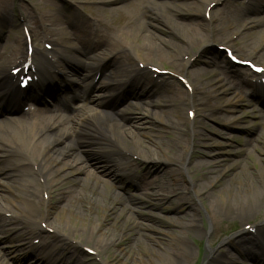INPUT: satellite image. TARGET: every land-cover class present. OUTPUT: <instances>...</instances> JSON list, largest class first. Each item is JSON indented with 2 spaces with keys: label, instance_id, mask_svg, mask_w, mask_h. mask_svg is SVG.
Segmentation results:
<instances>
[{
  "label": "bare ground",
  "instance_id": "obj_1",
  "mask_svg": "<svg viewBox=\"0 0 264 264\" xmlns=\"http://www.w3.org/2000/svg\"><path fill=\"white\" fill-rule=\"evenodd\" d=\"M29 1V6L25 7L20 4L14 6L9 0H0V40L3 39L0 43V102L15 99V94L18 95L15 101L17 103L26 98L18 93L14 78L5 69V62L8 61L5 56L16 62L26 55V52H23V45H26L24 31L22 36L4 33L6 26L17 22L20 25L24 23L25 27L28 24L27 33L30 37L40 40L46 38L49 40H45L44 43L51 40L54 45L60 47L54 52L56 60L48 56L50 51H33L34 74L37 80L33 83L31 97L34 95L39 99V94L42 92L40 86L45 87L44 84L53 81L57 73L62 74L61 77H64L62 80L67 84L76 82L72 77L70 82L67 72L81 73L82 81L87 84L106 67L116 69L124 78L120 83L112 84L103 79L106 75H102L103 77L101 76L93 87L98 94L91 95L87 99L92 103L91 106L85 103L84 96L73 94L70 99L71 101L77 99L75 105L78 106L72 115L64 114L59 106L53 105L52 109L43 107L33 113H22L16 118L5 117L0 120V156L10 158L6 165L0 166V178L7 179L2 181L7 195L1 196L7 200V203H0V212L5 215L1 214L0 217V223L3 224L1 231L12 219H15L12 222L16 224L14 228L18 227L20 230L19 241L31 251L32 260L40 264H87L84 260L86 247L95 252L98 264H112L106 258L100 257L99 253L108 246L115 245L125 236V223L129 222L132 227L137 228H150V226L130 220L131 217H124L114 225L117 219L115 217L111 224L113 228L119 225L117 227L119 229L110 230L108 224L101 227L106 211L116 210L113 201L122 198L112 190L108 180L130 179L129 172L133 168L132 165L147 164L150 167H145L142 177H151L148 184L155 189L152 193L155 200L170 201L171 212L174 214L171 217L165 216V219L171 228L162 231L167 235L166 239L150 234L143 235V233L132 237L134 242H141L145 254L139 255L130 246L124 251L126 257L120 261V264H188L193 257L192 250L178 251L179 247L186 243L183 231L192 230L202 238L207 237L210 242L214 234H221L228 225V222H224L221 209L216 206L217 203L236 218L239 213L247 212L252 208L248 204L251 198L247 194L248 190H251L254 196L259 194L264 196V181L260 192H256L257 188L254 185L252 189L249 185L242 186L241 180L238 179H236L237 183L235 182L236 186H232L229 179L220 184L221 187L216 188V183L220 182L221 176L228 167H220L217 153L199 149L201 145L209 149L216 142H202L201 131L189 120L188 115L189 110L199 111L202 106L209 103L217 109H233L234 103L230 97L239 86L246 83L252 86L254 100H264V86L251 83L246 79L244 72L231 68L222 53L213 46L214 42L231 45L237 54L243 53L250 58L264 60V29L253 33L254 29L247 23L244 15V11L252 9L253 3L258 0L243 2L198 0L201 7L191 3L190 6L194 7V10L188 15L185 13L187 18L184 20L175 22L179 31L176 30L182 38L181 42L175 41L174 38L165 39L159 35H154L155 37L149 35L150 28L157 26L154 16L151 17L153 20L150 15L153 12L159 14L162 10L155 0H134L139 3L138 7H133L136 12L130 16H121L115 26L110 28L106 27L97 18L98 16L95 18L79 16L74 19L61 18L56 13L38 14L34 10L32 0ZM108 1L112 0H99L98 3L105 4ZM134 1L127 4L132 3L130 6H134ZM184 1L168 0L166 4L175 2L179 5ZM139 6H142L140 15ZM112 9L116 10L117 7ZM14 12H17L16 15ZM208 12L209 17H206ZM64 23L70 25L71 29L61 26ZM134 26L135 32L130 33L129 28ZM38 27L41 28L40 32ZM223 30H227L226 34H223ZM142 33H145L142 35L145 41L149 37L152 38L145 45L138 44L139 35ZM253 34H256L259 40L245 41ZM53 36L56 37L52 38ZM239 39L242 43L237 44L236 41ZM64 41L70 42V45L62 44ZM208 44L211 46H207ZM89 47L92 50L101 49V54L106 52L115 56L107 61H101L102 57L98 54L97 56L89 54L90 60H87L85 66L81 69L73 68L72 66L77 62L75 51L85 54V49ZM193 48L199 53L206 48L214 52L212 59L208 61L210 71L207 72L215 77L206 81V87L195 86L197 78L201 77L202 73L196 69H193L191 74L186 72L189 57L187 60L181 59V56L186 55L187 51ZM195 52L193 51L192 54ZM163 56H168L167 60L173 65L175 75L184 79L187 85H192L190 91L186 87V90L182 91L171 78H163V83L167 85L157 89L159 84L155 77L158 74L153 69H162L158 65L164 61ZM255 77L259 79L264 77V74ZM66 83L58 88L59 90L57 89L56 97L65 93ZM52 84L60 86L56 85V80L55 84ZM133 88L137 91L133 107H140L145 103L162 108L161 112L157 111L155 114H152L150 109H146L145 112L137 111L139 115L131 119L129 126H125L122 123V111L109 110L105 102L119 95L135 94ZM156 91L158 97L152 100L150 97ZM142 95L146 98L140 99ZM54 100L62 102L64 99L57 97ZM175 102L188 107L186 118L182 110L174 105ZM260 114L264 118V114L262 112ZM154 116L173 135L165 146H163L164 142L153 137L155 134L160 136V132L152 134L143 131L147 127L145 118L153 119ZM202 117H213V115L203 114ZM236 118V116H226L224 120L232 123ZM141 135L149 137L150 143L141 139ZM257 136L246 141L253 149L256 148L254 140H257ZM88 143L97 144L99 150L106 149L116 155L110 154L107 157L95 158L94 161L82 162L83 156L75 154L73 150H81ZM70 154L73 156L72 159L69 158ZM249 154L250 151L247 150V155ZM191 155L192 163H190ZM124 158L137 161L122 163ZM195 170L200 171L198 179L192 176ZM260 170L264 172L263 169ZM72 172L82 173L85 176H73L71 179L74 184L56 191V201L63 203L56 206V211H49L51 191L59 187ZM238 195L240 197H237ZM192 199L205 201V206L202 207L207 217V228L201 224L197 208L191 202ZM15 200H19L21 205ZM121 203L125 204L123 209L129 208L132 212L145 206L140 198H133L131 204L123 201ZM156 204L158 203L150 205L157 206ZM165 208L166 206L160 205L158 210L163 212ZM253 211L255 216L260 213L256 205L253 206ZM121 212L120 210L116 215L119 216ZM242 218L249 219L250 216L244 214ZM81 219L83 222L79 223ZM98 228V233L95 235ZM252 230L242 229L235 237L224 239L223 243L236 249L241 258L264 264L260 257L264 254V224L254 226ZM251 235L255 236V239L251 238ZM93 236L96 238L93 239ZM143 236L147 240L142 241ZM36 238L39 239V246L42 248L53 249L49 256H44L41 250L36 249V244H32L33 239ZM87 242H91V246H87ZM207 246L203 264H216L217 255H214L210 244ZM222 253L224 250L221 248L219 254ZM0 264L7 263L0 257Z\"/></svg>",
  "mask_w": 264,
  "mask_h": 264
},
{
  "label": "rangeland",
  "instance_id": "obj_2",
  "mask_svg": "<svg viewBox=\"0 0 264 264\" xmlns=\"http://www.w3.org/2000/svg\"><path fill=\"white\" fill-rule=\"evenodd\" d=\"M13 3L14 6L17 4L23 5L25 7L29 6L30 1L29 0H9ZM99 0H32L34 4V9L37 12H45L48 8H50L49 4H52L51 10L53 13H56L59 17L65 18V17H72L74 19H77L79 16H98L97 18L105 24L106 27L110 28L111 26L114 27L116 22L121 16H130L136 11L133 9V7H138L139 3L135 2L134 0H112L108 1L105 4L98 3ZM130 1H134V6H130L132 3L127 4ZM168 0H155V2L159 5L160 11L159 14L153 12V14L150 15V18L154 16V19L156 20V25L150 28L151 34L153 37L154 35H159L162 38L165 39H176L175 41L181 42L182 38L178 34V28L176 27V21H182L185 18H187V15L190 11L194 10V7L191 8V3H194L195 5H199L201 7V3L198 2V0H185L184 3H181L179 5H176L175 2H171V4H166ZM261 7L259 9H252L248 16L250 17V21L254 25H258L255 27H258L262 29L264 27V22L260 23L258 20L264 18V1H260ZM161 4L166 5L165 7ZM116 10H113L112 8L116 7ZM140 7L139 15L142 14V6ZM158 7V9H159ZM110 9V10H106ZM47 12V11H46ZM15 15L17 12H14ZM185 13L187 15H185ZM171 15V16H170ZM208 16V14L206 15ZM172 17V18H171ZM153 19V18H151ZM153 19V20H154ZM263 21V20H262ZM174 23V24H173ZM67 24H62V26H66ZM135 26H137L135 24ZM129 28L130 33H134L136 27ZM67 27V26H66ZM178 31H177V30ZM223 34H226L227 30H223ZM4 33H10V34H20L22 36V28L19 22L17 24H12L11 26H6L4 28ZM142 35H145V33L140 34L138 38V44L145 45L147 42L151 41L152 38L143 39L144 37ZM187 35V33L185 34ZM257 35H251L250 37H247L245 41L251 42L253 39L255 41L258 40ZM155 39V38H154ZM253 41V42H255ZM3 42V39L0 40V43ZM34 42V43H33ZM237 44L241 43L240 40L236 41ZM137 44V45H138ZM219 45L218 42H214V47H217L216 45ZM31 45L38 50H41L43 48V43L39 40H32ZM136 46V45H135ZM207 46H211V44H208ZM206 50V52H205ZM24 51V47H23ZM101 49H98L97 52H101ZM128 52V50H126ZM196 51V48H193L191 51H187V54L184 56H181V59L187 60L189 57V64L186 66L185 70L186 72H189L191 74V71L193 69H196L201 72V77H198L195 86L198 87H206V81L208 79H211L215 77L211 73H208L210 71V65L208 64V61L212 58L213 53L211 49H204L201 53L195 52V54H192V52ZM117 55V54H116ZM115 56V55H114ZM224 56V54H223ZM164 61L158 65L157 74L158 76L155 77L157 80V83L159 84L158 90L167 84H164L163 78H171L175 80L176 85L182 90L185 91L186 88L180 83V80H178V76L175 75V71H173V65H171L170 60H167L166 56H163ZM246 57V56H242ZM9 61V57H4ZM105 60L110 58L109 54L105 55ZM5 62V65L8 63ZM255 63L262 64L263 61L252 59ZM9 64L6 65L8 68ZM235 68L239 69V67L235 66ZM242 70V69H240ZM208 71V72H207ZM243 71V70H242ZM244 72V71H243ZM114 76V75H113ZM117 77H110V82H114V79ZM119 79V78H118ZM191 79V78H190ZM189 80V78H188ZM182 81V80H181ZM190 81V80H189ZM182 84V85H181ZM185 84V83H184ZM186 85V84H185ZM227 87V86H226ZM192 88L191 86H188L187 89L190 91ZM245 85L240 86L237 91H235L230 99L234 103L233 109L230 110H222L217 109L214 106H211V103L206 104V106H202V108L197 111L194 110V115L191 117L189 116V120L195 123L196 128H198L202 133V142L207 143H213L211 148H205L204 145H201L199 149L212 151L214 153H217V157L220 160V167H228V170L223 173L221 176L220 182L218 184L216 183V188L221 187L220 184H223V182L230 180V183L232 186H236V179L241 180L240 184L242 186H251V189L254 186H256V192H260L261 189H263V181H264V172H261L260 169H263L264 171V118L261 116L260 112L264 114V104H259L254 100H251L248 96L247 91L244 90ZM82 90L84 91L85 88L82 86ZM135 91V95L132 94L130 96L122 95L118 98H112L107 101V105L109 108H116V110H121L123 114L122 123L125 126H129L131 119L139 115L137 111L145 112L146 109H150L152 114H155V112L159 111L161 112L162 107H156L149 106L148 104L143 103L140 107H133L136 101V94L137 91L133 88ZM97 93L96 91L93 92V94ZM230 96V95H229ZM158 97L157 91L150 97L152 100H156ZM144 95H142V98L145 99ZM213 102V101H210ZM178 109L182 110L183 116L186 118L187 116V106L180 105L178 102H175L174 104ZM50 106V105H49ZM138 108V109H137ZM140 108V109H139ZM71 109V108H70ZM18 113L15 111L10 110L9 108L5 106L0 107V120L5 115L14 117ZM203 114L206 115H213V117H202ZM226 116H236L237 118L233 120L232 123H228L224 120ZM147 122H145L146 128L143 129L145 132H151L152 134L155 133H161L160 136L155 134L153 137L160 139L162 142H164L163 146L166 145L167 142H169V139L173 138V135L169 133V129L166 128L156 117L154 116L153 119L145 118ZM201 122L198 126V123ZM203 123V124H202ZM258 136H257V135ZM257 136V140H254V144L256 145V148L253 149L247 143L246 141L248 139L255 138ZM141 139H143L146 143H150L149 137L140 136ZM217 144V145H216ZM97 144H89L81 150L75 149L73 150L75 154L83 156L82 162H89L94 161L95 158H103L107 157L108 155H116L114 152H110L109 150H99L97 147ZM168 148V147H166ZM247 150L250 151V154L247 155ZM260 150H263L261 152ZM15 158L20 159L19 156H14ZM192 155L190 159V163H192ZM215 157V156H214ZM68 158V157H67ZM69 158H73V156L70 154ZM10 158L0 156V166L6 165V163L9 161ZM136 162L137 160H133L132 158L129 159H123L122 163H127L129 161ZM150 167V165L147 164H135L131 167L132 170H130V179H110L108 180L109 185L111 186L112 190L119 195L122 196L121 200H115L113 201V204L116 205V210L111 211L108 210L103 216V222L102 225L108 224V227L110 226V230L113 229V231H116L117 227H112L113 224H111L112 220L116 217V221L114 223L117 224L119 221H121L124 217H131L130 220L137 221V222H143L150 226V228H137L132 227L129 222H126L124 225V232L125 236L117 241V243L113 246H108L103 252L99 253L100 257L106 258L108 261H110L112 264H120V261L124 259L125 256V250L132 246L133 251H136L139 255L144 256L145 252L142 250L141 242L136 243L131 239L132 237H135L138 233H143V235H153L155 237H165L167 238V235L162 232L163 230H169L171 227L167 225L165 216L171 217L173 212H171L172 205L169 204L170 201L168 200H160L157 201L152 196V193L154 192V188H152L148 184V180L151 177H142L145 172V167ZM89 167H91V164L89 163ZM94 167V166H92ZM242 169V170H241ZM73 176H85V174L72 172L71 175L68 176L60 185L59 187L53 188V190L50 193L49 197V204H48V210L49 211H56L57 205L63 203V201H56V191H59L63 187L70 186L74 184L72 182ZM193 177H196L198 179V176H200V171L195 170ZM0 203H7V200L4 199L1 195L6 196V190L3 188V182L7 179L0 178ZM253 181V183H252ZM236 182V183H235ZM243 196V193H241ZM247 194L251 197L248 200V204L252 206V212L251 209H249L247 212L239 213V215L234 218L231 213L227 212L226 210L222 209L219 205L216 204L218 209H221V214L223 217L224 222H228V225L225 227V230L218 235H213L210 242H208L207 237L202 238L200 234L185 230L183 231V234L186 237V243L184 245H181L178 249L179 252H186L188 249L192 250L193 257L190 260L188 264H203L204 261V254L207 249V245L210 244V247H212V251L214 255H217L216 264H256L253 260H248L245 258H241L239 254L237 253L236 249L231 247V245L226 246L223 243V240L230 237H235L239 231L242 229L248 230L254 226L262 225L264 224V196L263 194L255 195L251 190L247 191ZM237 197H240L238 195ZM133 198H140L142 202L144 203V207H140L133 212L130 211L129 208H125V204H122L121 201L125 202L126 204L130 203ZM18 204L21 202L19 200H15ZM191 202L195 205L198 212V218L201 222V224L204 227H208L207 217L204 213L203 207L205 206V201H199L197 199H192ZM152 203H158L157 206H151ZM160 205L166 206L163 212L158 210L160 209ZM256 205V207H259L260 213L255 216L253 211V206ZM1 206V204H0ZM203 206V207H202ZM153 209H149V208ZM122 211L121 214L118 215V213ZM150 212V213H149ZM117 213V215H116ZM0 212V217H1ZM108 214V215H107ZM244 214H247L250 216L249 219H241V216ZM4 215V214H3ZM94 215V214H93ZM5 216V215H4ZM1 219V218H0ZM234 219V220H233ZM15 219H12V221ZM10 221L6 226V231L2 230L3 224L0 223V257L5 260L7 264H40L36 260H32L31 251L24 247L21 242L19 241V228L14 226L16 225L14 222ZM85 221V220H84ZM83 219H81L82 223ZM85 224V222H84ZM87 225V224H86ZM13 226V227H11ZM44 228V226H42ZM9 228V229H8ZM99 228L95 231V235H97ZM93 239L96 237L93 236ZM251 238L255 239V236L251 235ZM142 241L147 238L145 236L141 237ZM34 240V239H33ZM149 241V240H148ZM39 241L35 240V242L32 241V244H36V249L41 250L42 254L44 256H49L53 249H47L42 248L39 246ZM91 242H87V246H91ZM86 247V255L84 257V260L87 264H98V258L96 257L95 252ZM224 250V253L219 254L220 249ZM264 248V243H263ZM262 250V249H261ZM262 259H264V254L262 256ZM20 259V261H18Z\"/></svg>",
  "mask_w": 264,
  "mask_h": 264
},
{
  "label": "snow or ice",
  "instance_id": "obj_3",
  "mask_svg": "<svg viewBox=\"0 0 264 264\" xmlns=\"http://www.w3.org/2000/svg\"><path fill=\"white\" fill-rule=\"evenodd\" d=\"M233 59H235V57H233ZM245 63H247V61H245ZM256 71H264V69H259V68H257V69H255ZM26 83V82H25Z\"/></svg>",
  "mask_w": 264,
  "mask_h": 264
}]
</instances>
